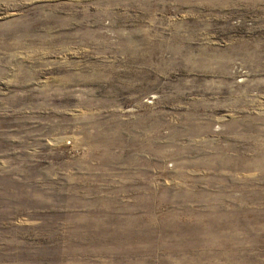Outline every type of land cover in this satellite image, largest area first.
Segmentation results:
<instances>
[{
	"label": "rangeland",
	"instance_id": "obj_1",
	"mask_svg": "<svg viewBox=\"0 0 264 264\" xmlns=\"http://www.w3.org/2000/svg\"><path fill=\"white\" fill-rule=\"evenodd\" d=\"M0 264H264V0H0Z\"/></svg>",
	"mask_w": 264,
	"mask_h": 264
}]
</instances>
